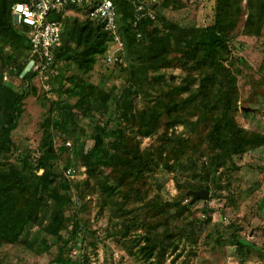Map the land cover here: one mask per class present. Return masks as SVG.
I'll list each match as a JSON object with an SVG mask.
<instances>
[{"label": "rangeland", "instance_id": "1", "mask_svg": "<svg viewBox=\"0 0 264 264\" xmlns=\"http://www.w3.org/2000/svg\"><path fill=\"white\" fill-rule=\"evenodd\" d=\"M217 1L180 0L177 8L164 7L163 0H146L143 5L159 21L164 18L181 28H205L214 24ZM238 1L239 15L224 65L230 102L235 107L232 117L236 133L244 141L243 152L213 173L209 167L214 153L205 143L211 123L202 121L191 131V123L199 116L184 111L181 125L169 128L168 119L162 117L155 135L135 140L141 150L151 149L153 153L163 143L168 144V155L155 157L142 182L137 183L121 170L102 169L93 178L82 166L81 154L91 147L106 114L91 112L90 108L85 112L73 109L77 129L70 135L52 133L55 148H66L54 164L55 183L68 179L70 184L71 203L64 212L65 222L57 236L51 234L49 221L41 220L26 229L19 242L0 245V264H54L60 252L76 264H264V0ZM66 17L84 19L78 12L67 13ZM16 45L12 51L0 43V85L24 97L21 116L10 135L16 155L39 157L44 125L56 115L49 108L55 102L75 106L76 100L66 94L70 78L116 96L130 84L124 58L121 66L106 64L108 54L124 57V50L117 52L113 45L87 74L71 63L58 64L56 73L62 76L64 86L56 73L23 80L34 74L31 68L23 77V71L17 76L19 66L29 63L31 55L24 39L16 40ZM6 55L15 58L13 66L2 60ZM161 74V83L150 82L143 87L144 97L135 98L136 111L157 97L184 105L188 93L177 96L172 93L174 88L187 86L193 94L199 86L200 76L186 68L174 65ZM108 111L113 113L110 108ZM173 138L178 140L175 144ZM165 157H169L171 166L167 169ZM5 158H0V171L7 164L14 165L10 156V160ZM68 168L75 171L72 178L66 176ZM110 173L121 179L119 196L104 194L98 187L103 181L111 183ZM42 174V170L36 172L38 177ZM200 186H208L209 198L190 203L191 197L185 193ZM75 219L82 230L73 239ZM234 234L247 244L243 252L233 242ZM145 240L155 244L150 257L141 251ZM43 242L49 246L45 252L40 250Z\"/></svg>", "mask_w": 264, "mask_h": 264}, {"label": "trees", "instance_id": "2", "mask_svg": "<svg viewBox=\"0 0 264 264\" xmlns=\"http://www.w3.org/2000/svg\"><path fill=\"white\" fill-rule=\"evenodd\" d=\"M179 1L163 0L162 4L164 7L172 5L177 8ZM29 2L30 0H0V43L6 45L3 47L14 51L17 47L16 40L24 39L29 49V29L14 25L12 18V7L15 4ZM113 2L117 12V32L124 50V57L121 55V61L117 65H123L124 58L130 84L116 96L113 92L97 91L70 78L66 94L76 100L75 106L55 102L49 108L50 112L56 111V115L44 125L39 157L32 159L27 154L16 155L13 152L10 135L21 116L24 97L8 86L0 85V158L4 156L8 160L10 156L12 163L14 162V165L7 164L5 170L0 171V245L19 242L24 231L41 220H48L51 234L57 236L65 222L64 212L71 203L68 192L70 184L68 179L55 183L57 174L54 164L66 148H55L52 133L70 135L77 129L73 109H84L85 112L90 108L91 112L106 114L105 124L96 130L91 147L81 154L82 166L93 178L98 177V171L102 169L121 170L128 173L129 178L134 177L137 183L142 182L144 173L156 161L155 157L163 158V154L168 153V144L163 143V147L153 153L151 149L141 150L135 140L155 135L162 117L168 119L169 128L181 125L184 111L192 116L195 113L199 116L191 123V131L202 121L211 123L210 134L205 143L214 153L209 167L213 173L243 152L244 141L236 133L238 130L232 117L235 107L230 102L231 91L227 86V70L224 65L229 53L230 37L239 15V1L218 0L214 24L205 28H181L166 22L164 18L159 21L156 15L150 17L147 13L149 8L147 10L143 6L146 0ZM138 5L143 6V10L140 19L135 20V7ZM74 12L82 14L84 19L80 21L66 17L67 13ZM88 13V10L68 8L60 15L50 16V21H57L61 25L60 46L51 52V71L56 73L59 70L58 64L63 62L71 63L78 71L87 74L93 70L97 58L109 49L110 37L98 21L89 18ZM0 52L3 53L1 49ZM4 57L2 60L8 66H13L11 64L15 62V58L7 55ZM174 61L178 64H174ZM27 63L19 66L17 76H20ZM174 65L200 76L196 91L191 94L190 87H176L172 93L176 92L177 96L188 93L184 105L166 103V98L157 97L152 101L150 100L153 98L149 99L146 107L136 111L134 100L144 97L143 87L150 82L155 85L161 83L164 79L161 71L173 68ZM34 75L36 76L30 73L23 80H31ZM56 76L60 85L64 86L62 76L58 73ZM172 93L168 95V99ZM88 115L89 112H86L85 117ZM176 141L177 138H173L171 142L175 144ZM169 157L164 158L167 159L166 169L171 167L168 166ZM40 170L43 174L38 177L36 172ZM110 176V184L103 181L98 187L104 194L119 196L121 179L116 180L112 173ZM189 188L193 189L191 186ZM200 190H207L210 196L208 186L188 191ZM72 227L71 238L75 239L82 228L76 219ZM232 238L239 252L247 248V244L237 234ZM145 243L141 251L146 257H150L155 251V244L149 240H145ZM48 248L47 243L43 242L40 250L45 252ZM53 263L76 264L71 258H64L61 252Z\"/></svg>", "mask_w": 264, "mask_h": 264}, {"label": "built area", "instance_id": "3", "mask_svg": "<svg viewBox=\"0 0 264 264\" xmlns=\"http://www.w3.org/2000/svg\"><path fill=\"white\" fill-rule=\"evenodd\" d=\"M143 6L135 7V20L140 19ZM68 8L88 10L89 18L101 24L103 31L110 37L111 45L116 47V51L120 52L123 49V43L117 32V12L113 0H30L29 3L15 4L12 7L13 23L29 29L28 42L33 62L32 70L36 76L55 73L50 69L53 63L51 52L60 46L61 25L57 21H50L49 18L51 15L66 12ZM147 13L152 17L149 11ZM105 58L108 65L117 64L121 60V56L115 53L108 54ZM74 175V169L68 168L66 176L72 178Z\"/></svg>", "mask_w": 264, "mask_h": 264}, {"label": "water", "instance_id": "4", "mask_svg": "<svg viewBox=\"0 0 264 264\" xmlns=\"http://www.w3.org/2000/svg\"><path fill=\"white\" fill-rule=\"evenodd\" d=\"M32 66H33V62L30 61L23 70L21 77H23L26 73H28L31 70ZM185 195L191 197L190 203H194L198 200H207L209 197V192L207 190L188 191Z\"/></svg>", "mask_w": 264, "mask_h": 264}]
</instances>
